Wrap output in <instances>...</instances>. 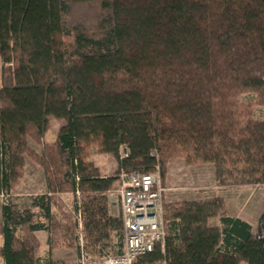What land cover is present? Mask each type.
I'll use <instances>...</instances> for the list:
<instances>
[{
    "label": "trees",
    "instance_id": "obj_1",
    "mask_svg": "<svg viewBox=\"0 0 264 264\" xmlns=\"http://www.w3.org/2000/svg\"><path fill=\"white\" fill-rule=\"evenodd\" d=\"M243 94L255 101L239 108ZM252 106L264 107V0H0V195L28 156L50 194L74 197L81 220L79 230L49 195L26 209L8 200L0 260L61 264L51 253L79 256V233L87 261L122 254L107 199L120 172L158 167L162 182L181 157L212 164L219 188L264 185V119ZM49 119L64 126L44 144ZM91 148L116 160L112 177H100ZM163 225V250L132 264H264V210L256 235L220 199L164 204Z\"/></svg>",
    "mask_w": 264,
    "mask_h": 264
},
{
    "label": "crops",
    "instance_id": "obj_2",
    "mask_svg": "<svg viewBox=\"0 0 264 264\" xmlns=\"http://www.w3.org/2000/svg\"><path fill=\"white\" fill-rule=\"evenodd\" d=\"M63 126H64V122L60 121L59 127L57 128V130H55L53 135H51V138L49 139L47 138V135L49 133L47 132L44 135L42 142L46 144L53 143L55 141L57 132ZM28 140L27 143L28 146L30 147L29 145L30 143L28 142ZM31 150L39 154L41 152V146L40 147L38 146L37 148ZM23 159H24V165L21 171V176L18 179V184H19L18 190L21 193V198L17 200L16 206L22 205L20 207L26 209L31 205L32 199L34 197L41 195H49L53 198L56 204L60 206L66 214H68L67 211H70L69 203L73 202L74 197L72 195L50 194L47 189L42 170L37 165H35L34 167L30 166L26 156H24ZM89 161L97 169L101 178L112 177L117 169L116 160L110 155L98 154V153L94 154L92 152L91 156L89 157ZM29 168H32L33 171L35 172L33 175L29 171ZM161 183L167 192L164 194V198H163L164 204H176L183 202L193 203V202H200V201L214 200V199H220L224 203H226L225 193L227 192V190H233L232 188H218L215 185L214 166L212 164L187 165L185 164L182 158H172L168 161L166 167V174L164 180ZM171 189H173L172 191L173 193H170ZM239 189H241V187H239ZM20 207L18 208L20 209ZM108 207H109L110 216L116 218L115 207L110 206L109 203H108ZM241 207L242 206L240 205V208ZM263 210H264V206L259 212V215L257 217L256 230H254L255 227L243 217L232 213L228 214V216L237 218L241 221L248 223L251 227L252 234L256 235V231L259 227V218ZM1 222H2V218H1V207H0V223ZM208 225L213 228H218L220 226L219 220L217 218L210 219L208 221ZM35 237L37 238L40 244L39 257L42 260H45L46 252H47L48 235L44 231H39L35 233ZM1 245H2V239L0 238V246ZM74 255H76L77 257V253L74 250L58 249V250H54L49 258L51 262H56V263L62 261L67 262L68 260H72ZM0 264H3L1 260H0Z\"/></svg>",
    "mask_w": 264,
    "mask_h": 264
},
{
    "label": "built area",
    "instance_id": "obj_3",
    "mask_svg": "<svg viewBox=\"0 0 264 264\" xmlns=\"http://www.w3.org/2000/svg\"><path fill=\"white\" fill-rule=\"evenodd\" d=\"M119 187L107 196L110 206L116 209V218L123 224V251L116 256H101L98 264H132L134 260L164 244V194L159 168L151 174L120 172ZM7 197L6 194L0 195ZM8 200L4 199L3 204ZM81 229L80 214L73 217ZM80 254L78 264H87L82 252V236L78 234Z\"/></svg>",
    "mask_w": 264,
    "mask_h": 264
},
{
    "label": "rangeland",
    "instance_id": "obj_4",
    "mask_svg": "<svg viewBox=\"0 0 264 264\" xmlns=\"http://www.w3.org/2000/svg\"><path fill=\"white\" fill-rule=\"evenodd\" d=\"M255 97H256V95H255ZM255 97L249 96V94H243V95L239 96L238 99L236 100L238 107L243 108L248 103L252 104L255 101ZM252 111H253L254 117L259 118V119H264V107L252 106ZM59 122L60 121L56 120V119L50 120V122L48 124V130H47V132H49L47 135L48 139L51 138V135H53L55 130H57V128L59 127ZM28 142L30 143L29 144L30 149H35L38 146L39 147L41 146V149H42V145L36 143L32 139H29ZM42 143H44V142H42ZM44 144H46V143H44ZM92 152L94 154L97 153L95 148H91L90 156H91ZM26 158L28 159L30 166L34 167L35 165H37L39 167V165L36 164V162H34L30 157L26 156ZM175 158H181V157H175ZM185 164H186V162H185ZM198 164H202V163H198ZM187 165H189V164H187ZM194 165H197V164H194ZM21 171H22V169H21ZM29 171L31 172L32 175L35 173L32 168H29ZM18 185L19 184L17 181L14 184V186L12 187V191L9 192L8 194H6L7 197L3 198L0 196V207L2 206V204L4 202V199L9 200L10 202H12V204L16 205L17 200L21 198V193L18 190V188H19ZM118 185H119V182H117V185L115 186V189L112 192H114L117 189V187H119ZM224 188H232L233 189V190H227V192L225 193L226 203H224L222 201L224 204L225 214L228 215V214L232 213V214H236V215L243 217L244 219L249 221L255 227L254 230H256V228H257V217L259 215V212L261 211V209L264 206V185H253V186H248V187L245 186L243 188L241 187V189H239V187H224ZM172 191H173V189H171L170 193H173ZM60 195H70V194H60ZM72 203L73 202L69 203V206H70L69 210L70 211H67L68 212L67 215L72 220H74L73 219L74 213L72 210V207H73ZM240 205L242 206L241 208H240ZM20 206H22V205H20ZM20 206H17V207H20ZM58 207L64 212V210L60 206H58ZM20 209H24V208L20 207ZM258 231H259V227L256 231V234L258 233ZM61 249H63V248H61ZM66 250H69V249H66ZM102 254H103L102 256H110V257L114 256V253L112 251L107 250V249L104 250L102 252ZM78 258H79L78 254H77V257H76V255H74L73 259L68 260L67 262H68V264H78ZM100 258L101 257H98L95 259L89 258L87 261L88 262L87 264H98V263H100ZM67 262L62 261L61 264H66Z\"/></svg>",
    "mask_w": 264,
    "mask_h": 264
}]
</instances>
